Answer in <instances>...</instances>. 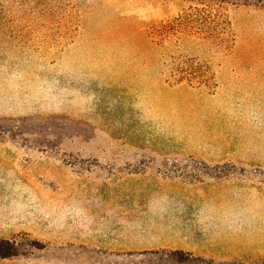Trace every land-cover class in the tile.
Returning <instances> with one entry per match:
<instances>
[{
	"label": "rangeland",
	"instance_id": "rangeland-1",
	"mask_svg": "<svg viewBox=\"0 0 264 264\" xmlns=\"http://www.w3.org/2000/svg\"><path fill=\"white\" fill-rule=\"evenodd\" d=\"M1 242L264 264V0H0Z\"/></svg>",
	"mask_w": 264,
	"mask_h": 264
},
{
	"label": "trees",
	"instance_id": "trees-1",
	"mask_svg": "<svg viewBox=\"0 0 264 264\" xmlns=\"http://www.w3.org/2000/svg\"><path fill=\"white\" fill-rule=\"evenodd\" d=\"M191 1V0H190ZM192 1H195V0H192ZM1 245H8V242L6 243V242H1L0 243ZM8 249V248H7ZM3 248H0V257H2V258H6V257H8L9 255H12L11 253H6V252H3ZM9 250V249H8ZM179 254V252H172V255L173 256H177Z\"/></svg>",
	"mask_w": 264,
	"mask_h": 264
}]
</instances>
